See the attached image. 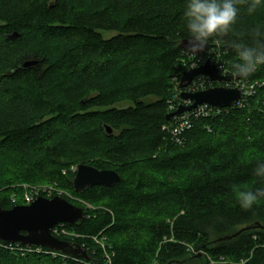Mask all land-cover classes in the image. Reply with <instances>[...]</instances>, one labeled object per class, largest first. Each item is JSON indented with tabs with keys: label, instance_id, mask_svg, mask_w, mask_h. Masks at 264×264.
<instances>
[{
	"label": "trees",
	"instance_id": "16d2710c",
	"mask_svg": "<svg viewBox=\"0 0 264 264\" xmlns=\"http://www.w3.org/2000/svg\"><path fill=\"white\" fill-rule=\"evenodd\" d=\"M187 2L0 0V208L59 186L86 219L56 236L90 255L0 247V264H264V198L245 211L232 191L264 188L253 173L264 161V85L243 108L198 119L183 144L164 129L178 101L172 74L185 72ZM234 3L224 39L253 46L259 27L264 42V0L252 13L251 0ZM220 48L229 68L237 54ZM31 58L39 65L22 67ZM249 80L264 81V66ZM81 164L121 180L76 191Z\"/></svg>",
	"mask_w": 264,
	"mask_h": 264
},
{
	"label": "water",
	"instance_id": "95a60500",
	"mask_svg": "<svg viewBox=\"0 0 264 264\" xmlns=\"http://www.w3.org/2000/svg\"><path fill=\"white\" fill-rule=\"evenodd\" d=\"M12 34L10 38L17 37ZM188 39L181 42L180 47L187 51ZM211 44L209 45V47ZM197 54H203L209 48ZM40 61L31 58L26 60L22 67H37ZM209 75L216 81H231V78L221 74L220 69L211 62H206L182 74V88L187 87L197 76ZM183 99L191 100V105H180L178 109L167 115L170 121L175 115L193 110L199 105L209 104L214 107H232L241 98V91L238 88L218 86L194 93L183 91ZM108 132L111 129L108 128ZM73 180L76 191L82 192L85 189L101 185L112 187L121 180L119 172L112 169H98L88 164L79 165ZM86 219L84 209L71 203L62 196L48 198L45 196L37 197L29 205H15L11 209L0 208V239L7 243H20L34 247H44L66 256L75 258L90 259L86 249L78 243L62 240L52 233V229L61 223L81 225ZM235 234V236H237ZM231 238V237H229Z\"/></svg>",
	"mask_w": 264,
	"mask_h": 264
},
{
	"label": "clouds",
	"instance_id": "9594fccd",
	"mask_svg": "<svg viewBox=\"0 0 264 264\" xmlns=\"http://www.w3.org/2000/svg\"><path fill=\"white\" fill-rule=\"evenodd\" d=\"M245 3L246 0H238ZM261 0H251L248 12L252 13ZM238 9L234 0H188L184 10V21L188 32L187 51L195 56L209 45L219 49L227 44L235 50L237 60L229 68H225L222 74L231 78L238 87L245 85L249 78L264 66V42L255 37L261 35L260 28L254 29V45L248 46L241 40L226 41L230 26L237 19ZM256 177H264V161H257L253 169ZM240 207L248 211L264 198V188L253 190H240L237 185L232 186Z\"/></svg>",
	"mask_w": 264,
	"mask_h": 264
},
{
	"label": "built area",
	"instance_id": "2783aa9c",
	"mask_svg": "<svg viewBox=\"0 0 264 264\" xmlns=\"http://www.w3.org/2000/svg\"><path fill=\"white\" fill-rule=\"evenodd\" d=\"M187 53V58L183 61V67L184 71L193 70L201 65H203L206 60H211L213 64H215L222 74L223 69L227 68L225 65V61L223 59V51L221 48L217 49L215 46H210L207 51L203 54H196L195 56L191 55L188 51H185ZM182 74L180 71L175 72L172 74L171 81L173 84V90L175 92V97L178 101H171L170 102V110L171 112H174L178 109L180 105H191L193 101L183 99L181 97V94L183 91L194 93L198 91L207 90L209 88H213L216 86H225V87H231V88H238L241 91V98L235 103L232 107H225V108H219L214 107L209 104H202L197 106L191 111L184 112L179 115H175L172 118V123L170 126H165L164 129H169V131L173 134V137L178 142V144H183L185 140V134L188 130H190L194 122H196L201 117H216L221 115L225 110H228L230 108H243L247 102H249V99L252 98L259 87L264 85V81L256 80V81H250L243 85L238 87L233 81H216L211 79L209 75H200L197 76L187 87L182 88L180 86L181 84V78ZM75 170V169H74ZM43 191L47 194L48 197H51V191L47 189V187H42ZM40 188H35L31 191H27L25 194V201L26 204H31L37 197L40 195ZM90 206V205H89ZM60 227L55 226L52 230V233L56 235H65L70 236L72 234L69 233V231L64 228L65 223L59 224ZM0 247L2 248H8L11 250H14L16 252H20L22 254L30 253V252H43L45 251L42 247H34L29 245H22L20 243H7L0 239ZM53 254H56L58 252L52 251ZM61 254V253H60ZM64 255V254H63ZM66 256V255H65Z\"/></svg>",
	"mask_w": 264,
	"mask_h": 264
},
{
	"label": "rangeland",
	"instance_id": "374dc122",
	"mask_svg": "<svg viewBox=\"0 0 264 264\" xmlns=\"http://www.w3.org/2000/svg\"><path fill=\"white\" fill-rule=\"evenodd\" d=\"M107 36H110V35H107ZM130 103L129 102H125V101H122V103H120L118 106L119 107H123V106H125V107H127L128 105H129ZM110 133V132H109ZM78 166H73L72 167V169L74 170V169H76ZM45 187H47V189H49V191H51V194H50V196L51 195H53V196H62V197H64V198H66L67 200H73V196L69 193V192H67V191H65V190H63V189H61L59 186H57V185H55V184H47V186H45ZM61 191V192H60ZM65 192V193H64ZM47 193V192H46ZM62 194H64V195H62ZM46 197H48V196H46ZM48 198H52V197H48ZM97 241H98V239H97Z\"/></svg>",
	"mask_w": 264,
	"mask_h": 264
},
{
	"label": "bare ground",
	"instance_id": "6f19581e",
	"mask_svg": "<svg viewBox=\"0 0 264 264\" xmlns=\"http://www.w3.org/2000/svg\"><path fill=\"white\" fill-rule=\"evenodd\" d=\"M186 57V56H185ZM187 58V57H186ZM183 62V61H182ZM175 94V93H174ZM253 98V97H252ZM171 111V110H170ZM171 113V112H170ZM178 143V142H177ZM61 192V191H60ZM65 193V192H64ZM62 195H64V194H62ZM52 196V195H51ZM60 238V237H59ZM31 253H34V252H31Z\"/></svg>",
	"mask_w": 264,
	"mask_h": 264
}]
</instances>
